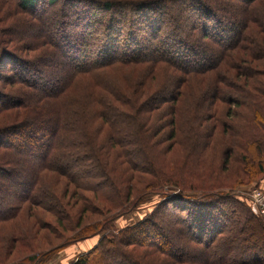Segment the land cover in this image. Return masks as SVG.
<instances>
[{"label":"trees","instance_id":"1","mask_svg":"<svg viewBox=\"0 0 264 264\" xmlns=\"http://www.w3.org/2000/svg\"><path fill=\"white\" fill-rule=\"evenodd\" d=\"M7 1L17 19L63 1L57 27L43 17L33 23L54 28L69 69L59 82L47 80L44 62L18 55L0 26V221L25 203L41 206L59 239L47 249L30 246L29 264L97 234L95 247L70 264H264V218L223 191L264 177V0H182L199 40L177 14H162L165 0ZM137 23L147 25V39ZM91 31L102 33L100 42H89ZM153 62L170 65L168 83L154 91L107 80L116 64ZM6 66L12 74L2 73ZM82 74L91 87L83 98L69 96ZM13 86L17 92L7 91ZM219 101L227 104L220 111ZM155 109L168 115L157 126ZM176 145L180 154L168 157ZM227 167L230 180L221 177ZM51 182L62 184L60 194ZM152 194L159 201L151 213L114 232L113 221ZM131 243L146 246L138 253Z\"/></svg>","mask_w":264,"mask_h":264},{"label":"rangeland","instance_id":"2","mask_svg":"<svg viewBox=\"0 0 264 264\" xmlns=\"http://www.w3.org/2000/svg\"><path fill=\"white\" fill-rule=\"evenodd\" d=\"M181 2H184V1L165 0L164 2L165 12L162 14L163 15L167 14L170 11L173 12L174 15L177 14L176 16L178 20L180 21V28L184 30L186 33H189L188 34L189 37L193 35L194 38L198 40L201 39L202 33H200V30L197 32V26H196L197 19H195L194 15L192 14V10L190 9L185 10L184 8L179 10L181 6ZM41 4L43 5V3ZM62 5H63V1H58L52 5H47V6L45 5L46 9L48 10V12L45 14L41 12L28 13L25 11V13H23V18L17 19V17L21 16L22 14L17 15L16 12H12V8L9 2L8 1L6 2V0H0V26L4 28L7 27L6 28L7 35L5 36L8 41L7 44L13 50H15L17 54L20 56L21 55L26 56L27 58H30L32 61L33 60L37 61V63H40L43 61L44 65L41 67V70L46 75L47 80L52 79L55 82H59V79H61V77L65 75V72L69 70L66 67L67 64L64 63V62H67V59H66L67 57L63 54L60 47L58 46L59 44L58 41H60V38L58 37V35H55L54 33H52L53 29L58 26L57 21H56L58 17L57 9ZM79 5L81 6V4ZM85 6L87 7V5ZM95 13L97 15L103 14V12L100 9H96ZM129 15L130 14H128L127 21L130 22ZM135 15L136 13H134V17ZM26 16L27 18H31V21H32L31 23L29 21L28 22L26 21L27 20L25 18ZM144 16H145V19L148 20V24H149V20L151 21V23H153L152 20L148 18L149 14H146ZM39 17H43V19H49L48 21L51 27H54V26L55 27L50 29L51 31L41 30L38 24H34L36 23L37 19H39ZM60 19H62V21L63 20L67 21V18L66 19L60 18ZM99 27L100 26L96 25L95 29H98ZM134 27L137 29L141 28V31L137 30L138 36L142 37L143 39L148 38V35L146 33V30L148 28L147 25L142 26L141 24H138V23L135 25L132 24V28ZM163 27L164 29L166 28L165 25ZM99 30L102 31L101 28ZM129 30H130V27L123 28L121 35L126 36V34L129 33ZM39 32L43 34L37 36ZM90 35H91V38L89 39V42L93 41L95 43L100 42L103 36L101 33L97 37V34L94 33V31H91ZM161 35L162 34H160V36ZM47 38L50 39L49 40L50 42H48ZM206 43L203 41V44H206ZM92 48H93L92 49L93 52L97 50V48L94 46ZM152 53L153 52L150 49H145L142 55H145V54L151 55ZM209 53L212 54L214 52L211 51ZM153 63H150V64L148 63H126V64L119 63V64H116L114 66L118 68L114 67L115 69L110 71L111 73L107 75L108 76L107 80H112L111 82H119V84L121 83V85L126 89H128L129 86L134 85V86L140 87V89L146 88V91L147 90L154 91L155 89H158L159 86H161L163 83L164 84L168 83V75L170 73L168 66L170 65L167 63H154V64ZM152 66H155L154 70H152L153 69ZM2 73L4 75L12 74L13 70L10 67L6 66L5 69L2 70ZM174 74L180 77H185L186 75L180 71L178 72L176 71L174 72ZM100 76H102V73L100 74ZM100 76L98 77V79L103 80V81L106 80L105 78L107 76L105 78L104 77L102 78ZM145 80L147 82H144ZM90 81H92L90 77H88L86 74L85 75L82 74L81 77H79V80L77 81V84L75 85V87L68 91L69 96L75 97V98H78V97L81 98L82 96H85L88 88L91 87ZM207 83H209V81H207L206 84ZM222 85L227 86L226 81ZM204 87L210 88L208 84L204 85ZM0 88L1 89L4 88L2 84H0ZM27 88L28 87L24 89L28 90ZM6 89L7 91L12 92V91H16L17 87L13 86V88L8 87ZM209 91L211 92V90ZM217 104H218V111L227 107V104H225L223 101H219ZM152 113H153V116L152 118H150V121L153 122L155 126L161 123L163 124L165 120L168 119V115L165 114L162 109H159V110L155 109L153 110ZM2 120L3 122L5 121L4 119ZM162 132L165 135V133L168 132L167 128H164ZM11 138L14 139L13 136H8V138H6V141ZM163 145H167L166 142L163 143ZM172 149L173 150L168 154V157H171V155H174V154L175 155L180 154V149L177 145L174 146ZM32 157H35V156H32ZM229 164L232 167L231 162H229ZM227 168L229 170L227 169V171L225 170L224 172L221 173V177L224 180H230L231 178H234V175L232 173V170H230V167H227ZM51 184L54 185L55 190L60 194L61 189H62V184L58 183L57 186H55L56 183L51 182ZM254 187H259L264 191V177H262L259 181H254V182L244 184V185H237L233 188V190L225 189L223 191L236 192L238 194L237 196H239L240 199L244 200L248 204L249 193ZM86 194L89 196H92L89 192H86ZM0 197H3V196L0 194ZM158 201H159V196L156 194L146 196L144 200L141 201L137 206H135L133 209H131L124 215L117 217L113 221L114 232H117L121 229H125L129 225H134L135 223H137L140 219L144 218L146 215L151 213V211L155 207V204ZM31 208L32 209H30V205L25 203L22 211L19 212L16 216L11 217L10 219L8 218L5 221H0V264H29V263H32L28 261L29 255L31 256V253L34 252V249H31L30 246H33L35 249H47V247H49L48 245H57L59 243L58 242L59 239H57L56 237L57 232H55V229H54V225L56 227V223H55V219L52 213L45 210L41 206H33ZM255 215L261 216L258 214H255ZM37 217H39L41 221L36 219ZM171 225L172 224L168 225V227H170ZM64 234L69 235V232L64 231ZM101 235L102 234H97L95 236L88 237V238L76 241L74 243L64 245L60 249L56 251L55 250L51 251L46 256L42 257L38 264H70V262H72L78 255L82 253H86L87 251H90L91 249H93V247H95ZM244 236H245V233L237 234V238H243ZM170 239L174 240L172 236L170 237ZM249 242L251 241L250 240L248 241L247 239L245 243L249 245L250 244ZM144 246H142L143 248H138L136 244L131 243L128 246V248L135 250L138 253H142L143 249H145ZM157 255L161 257L159 253H157ZM26 256L28 257L22 263L21 260Z\"/></svg>","mask_w":264,"mask_h":264},{"label":"built area","instance_id":"3","mask_svg":"<svg viewBox=\"0 0 264 264\" xmlns=\"http://www.w3.org/2000/svg\"><path fill=\"white\" fill-rule=\"evenodd\" d=\"M248 205L253 213L264 217V191L261 188H252L249 193Z\"/></svg>","mask_w":264,"mask_h":264}]
</instances>
